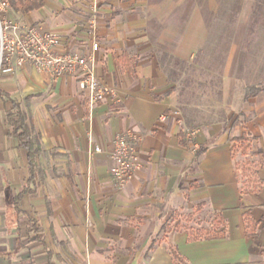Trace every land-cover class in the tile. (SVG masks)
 Returning a JSON list of instances; mask_svg holds the SVG:
<instances>
[{
    "label": "crops",
    "instance_id": "0c3cea01",
    "mask_svg": "<svg viewBox=\"0 0 264 264\" xmlns=\"http://www.w3.org/2000/svg\"><path fill=\"white\" fill-rule=\"evenodd\" d=\"M40 1L24 11L9 0L7 16L57 33L64 50L86 54L98 43L95 72L114 91L90 105L72 75L30 64L0 74V264H264V184L241 193L240 170L260 163L264 179V89L245 97L264 82L246 85L244 105L181 98L182 65L206 43L225 47V88L233 77L244 87L243 68L231 71L245 62L234 47L264 27V0ZM11 99L40 141L33 169L10 134ZM206 110L208 121L194 126L192 114ZM129 129L140 136V167L120 187L109 151ZM243 133L251 147L234 154L229 139ZM217 213L224 237L190 239Z\"/></svg>",
    "mask_w": 264,
    "mask_h": 264
},
{
    "label": "built area",
    "instance_id": "2783aa9c",
    "mask_svg": "<svg viewBox=\"0 0 264 264\" xmlns=\"http://www.w3.org/2000/svg\"><path fill=\"white\" fill-rule=\"evenodd\" d=\"M9 6V0H0V74L14 72L30 64L55 78L72 75L90 105L104 101L114 91L96 75L95 51L98 50V43H93L92 51L86 54L64 50L57 33L43 31L35 24L22 25L8 18ZM139 140L140 136L134 129L118 133L113 139L109 151L112 160L110 174L120 187L140 167ZM92 151L100 152L101 148L93 145Z\"/></svg>",
    "mask_w": 264,
    "mask_h": 264
},
{
    "label": "rangeland",
    "instance_id": "374dc122",
    "mask_svg": "<svg viewBox=\"0 0 264 264\" xmlns=\"http://www.w3.org/2000/svg\"><path fill=\"white\" fill-rule=\"evenodd\" d=\"M259 16L256 13L252 17L259 19ZM253 26L257 27L254 23ZM260 27L261 25L258 24V29L253 30L255 34L248 40V45L234 47V50L238 49L237 53L242 55L241 58H244L245 62L243 66L240 61H235L231 71L234 69L233 75L235 72H239L235 75L240 76L241 68H243L244 87L242 88L237 84L239 82L238 77H233L230 80L232 83L228 85L227 89L225 88L223 83L225 71L223 68L221 69L224 64L225 47H212L206 43L196 50V57L193 61L182 65L184 91L181 98L184 105H244L242 98L246 85L258 84L259 81L264 82V27ZM254 101L256 102V100ZM209 116L208 110L193 113V122L199 123L194 124V126L198 127V125L204 124L208 121ZM206 221L209 222L208 219Z\"/></svg>",
    "mask_w": 264,
    "mask_h": 264
},
{
    "label": "trees",
    "instance_id": "16d2710c",
    "mask_svg": "<svg viewBox=\"0 0 264 264\" xmlns=\"http://www.w3.org/2000/svg\"><path fill=\"white\" fill-rule=\"evenodd\" d=\"M12 5L16 9H22L24 11L37 8L42 5L40 0H11ZM261 16H264V7L260 10ZM264 89V84L257 85L248 88V92L245 97L255 96L259 91ZM13 102V108L7 112V122L11 127L10 134L15 135L20 140V144L28 151V157L31 169L35 163L36 155L41 150L40 141L37 135H34L33 128L29 123L28 114L20 107L16 100L11 99ZM195 129V128H194ZM193 131V130H191ZM229 141L232 143L231 150L235 154L241 151L243 154H247L250 149V139L247 133H243L240 136L231 137ZM188 139L186 138V132H180V143L183 145H188ZM208 149L206 145H202L197 151L196 156L201 155ZM261 167L260 163H255L253 161L247 160V162L240 168L242 172V189L241 193L245 192H258L261 190L264 179L260 178L258 170ZM202 205L196 206V211L201 209ZM189 220L192 218V214L187 217ZM246 218L249 215L246 214ZM223 224L222 217L219 213L216 214L215 220L212 222L210 228H199L196 230L191 229L190 239H200V238H219L224 237L225 231L221 229ZM251 222L248 225L251 226ZM254 232V229H250V234Z\"/></svg>",
    "mask_w": 264,
    "mask_h": 264
}]
</instances>
